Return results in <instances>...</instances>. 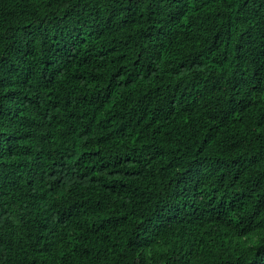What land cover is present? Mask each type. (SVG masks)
I'll return each mask as SVG.
<instances>
[{
	"label": "trees",
	"instance_id": "obj_1",
	"mask_svg": "<svg viewBox=\"0 0 264 264\" xmlns=\"http://www.w3.org/2000/svg\"><path fill=\"white\" fill-rule=\"evenodd\" d=\"M0 264H264V0H0Z\"/></svg>",
	"mask_w": 264,
	"mask_h": 264
}]
</instances>
